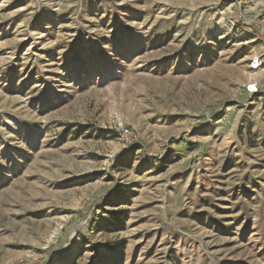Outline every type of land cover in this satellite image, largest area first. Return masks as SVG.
Masks as SVG:
<instances>
[{
  "label": "rangeland",
  "instance_id": "1",
  "mask_svg": "<svg viewBox=\"0 0 264 264\" xmlns=\"http://www.w3.org/2000/svg\"><path fill=\"white\" fill-rule=\"evenodd\" d=\"M0 264H264V0H0Z\"/></svg>",
  "mask_w": 264,
  "mask_h": 264
}]
</instances>
